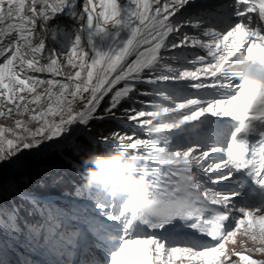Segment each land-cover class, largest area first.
<instances>
[{"label": "snow or ice", "instance_id": "6c2138e0", "mask_svg": "<svg viewBox=\"0 0 264 264\" xmlns=\"http://www.w3.org/2000/svg\"><path fill=\"white\" fill-rule=\"evenodd\" d=\"M195 7V0H0V117H21L14 127L0 126V169L21 170L28 157L65 148L88 156L94 150L79 137L88 145L111 137L128 153L147 149L133 154L142 157L138 175L152 198L177 200L183 181L192 183L191 207L160 221L143 215L134 194L118 202L92 188L96 208L112 222L90 225L110 264H264L253 258L264 257V79L232 71L241 65L264 71V0H229L205 12ZM61 16L74 22L70 29L50 24ZM49 37L58 47L46 44ZM226 47L231 52L222 59ZM76 100L83 102L79 111ZM125 102L131 106L120 115L115 110ZM125 118L149 138L91 133L93 121L127 126ZM61 227L49 211L45 224L32 229L36 245L70 255L78 233ZM239 234L257 246L230 250Z\"/></svg>", "mask_w": 264, "mask_h": 264}, {"label": "rangeland", "instance_id": "374dc122", "mask_svg": "<svg viewBox=\"0 0 264 264\" xmlns=\"http://www.w3.org/2000/svg\"><path fill=\"white\" fill-rule=\"evenodd\" d=\"M196 2L199 1H204V0H195ZM212 1V0H208ZM118 3H126V0H118ZM99 10V9H98ZM195 11L198 10V5L194 9ZM73 21L71 18L68 17H59L56 20H53L50 22L52 25L59 24L63 26L65 29H70L73 26ZM185 31L189 33H195V30L192 28H187ZM41 38V33L37 32L36 36L33 39L34 44L39 43V39ZM46 44L52 47H58V45L53 42L50 37L46 41ZM186 52L196 55V54H204V50L200 49L199 47L192 48L188 47L185 49ZM65 73L72 71L74 72L75 70H72L70 68L64 69ZM30 75L38 76L39 78H52L50 74L48 73H29ZM56 79L59 80H64L65 76H58L55 77ZM148 86V85H147ZM150 87V86H149ZM149 89V88H148ZM37 91L43 92V87L38 88ZM195 91V90H191ZM87 96V94H85ZM149 97V101L153 99L151 96H145ZM138 100L144 101L142 98H138ZM131 105L128 104L127 107H130ZM8 106H5V109H7ZM83 107V102L80 100H76L74 102V109L77 111L78 108ZM135 107L139 110L140 108H145L146 110L148 109V105L146 104H139L136 103ZM21 118L16 115H13L12 117H0V126L3 127H14L15 126V120ZM23 119L27 120V116L22 117ZM227 119V118H226ZM112 120H108V122H111ZM128 121V120H127ZM106 125L105 127H108ZM31 127H36L35 124H32ZM35 151V150H33ZM147 149L143 147L142 152L145 153ZM40 155V154H39ZM38 155L35 156H30L27 158V163H29L33 158H36ZM155 166V165H153ZM164 169H166L167 166H159ZM25 168L21 170H11L9 167L5 166L2 169H0V189L2 190L3 194L0 193V225L2 228H5V231L0 229V264H29L31 262H41L44 263L47 259V254L45 250L42 247H39L35 243L36 236H34L32 229L26 227V230L28 231L29 236L31 237L32 241L26 244H22L18 242L19 236H20V230L17 228V224L19 222V217L23 216V213L20 211L22 210L23 203L18 204L21 200L19 199L17 203H14L15 198H16V193L22 194V196H29L32 200H39L42 205L50 207L54 211V215L59 216L62 223L61 231L64 233L66 231H69L71 229V226L74 225L73 222L76 220H79L80 223L84 224L87 226L86 230L92 235L91 231V223H87V217L91 214V216L96 219V220H104L106 223L111 224L112 222L106 221V217L102 216L101 210L96 208V202H97V196L95 195V200H87L86 198H81L80 196L76 197L75 195H82V196H87V193L81 194L80 192L88 188L86 185H83L81 187H78L76 189L77 192H70L69 198L66 201V205L68 204H75V205H80L82 208L83 214H85V220L82 219V215H68L65 211L57 208L58 206V201L56 200V197L59 196L57 194H49L48 191L43 192V190L47 188H43L45 186L53 185V182L56 180L53 178H40L39 182H37L38 187L33 188L36 191H26L22 192L17 189V186L15 183L17 182H25L27 181V175L23 174L22 172L24 171ZM13 174H18V178L16 180H12ZM61 182H59L60 184ZM92 189V188H89ZM102 191V190H101ZM104 192V191H102ZM105 195H108L106 192H104ZM21 196V198H22ZM67 196H64L66 198ZM8 199V200H7ZM120 197H117V201L119 202ZM33 205H36L37 201H33ZM13 203V204H11ZM35 211L39 213V208L35 206ZM46 218V217H45ZM47 219V218H46ZM45 219V220H46ZM43 220V218H42ZM180 222V221H175V223ZM41 224V223H40ZM45 224V223H44ZM14 226V227H13ZM146 227V226H143ZM167 227L171 228V225H168ZM84 229V228H83ZM151 230V229H149ZM191 230V229H189ZM155 231H161V230H155ZM192 232V230H191ZM36 235H39L41 240L43 239L42 235L37 233ZM140 238V237H137ZM205 240H208L210 238L207 237H202ZM23 239L28 240V238H25L23 236ZM237 243L235 245L229 243L228 248L230 250H237V251H244L246 248H254L257 245H255L250 239L247 237L243 236L242 234H239L236 237ZM214 243V242H213ZM23 245V246H22ZM120 246V245H119ZM118 246V247H119ZM118 247L116 250H118ZM98 253V252H97ZM254 259H261L264 257H260L259 255H254ZM110 264V262H109ZM174 264H189L188 261H175ZM194 264V262H193Z\"/></svg>", "mask_w": 264, "mask_h": 264}, {"label": "trees", "instance_id": "16d2710c", "mask_svg": "<svg viewBox=\"0 0 264 264\" xmlns=\"http://www.w3.org/2000/svg\"><path fill=\"white\" fill-rule=\"evenodd\" d=\"M119 87V86H118ZM145 90H148L150 88L147 85L140 86ZM105 97V100L101 102V108L98 109V112H102L104 108L108 106V100L110 98ZM138 98H142L144 101H149V97L145 96H139ZM128 102L123 103L120 108H118L117 113L120 115H124L122 112L123 108H127ZM108 127H105L108 125ZM122 126L121 123L116 121L108 122V120L104 122H97L93 121L91 122V133L94 136H100V135H109L111 132H120V133H127L128 135H132L134 138H140V139H148V133L141 128H139L135 122L132 121H123ZM79 143H83L86 146L92 148L94 151L93 153L98 154H104L107 155L110 152L119 150L120 143L118 140L112 139L109 137L108 144H95L93 142L92 145H88V141L84 140L83 137L78 138ZM125 145L130 143V141H124ZM143 146H141L138 150H129V154H133L134 152H138L139 154H144L142 152ZM78 154H74V152L68 148H65L63 153H56V152H50L46 154H40L36 158H33L29 163H27L23 174L27 175V181L25 182H17L15 185L17 186V189L22 192L26 191H36L33 188H37L40 178L46 179V178H53L56 181L53 182V185L45 186L43 188H47L43 190V192L48 191L49 194H57L59 197H61V200L58 201V207L59 209L65 211L68 215H78L81 213V207L79 205L75 204H68L66 205V201L69 198L70 192L74 191L77 192L76 189L78 187H81L83 185H86V178H87V171L88 167H91L89 165L88 167H85L83 164V158H85L87 155H85L83 152H80L77 150ZM18 174H13L12 180H16L18 178ZM59 182H61L59 184ZM0 193L3 194L2 190L0 189ZM81 194L87 193V196H82L80 194L75 195L76 197L80 196L81 198H86L87 200H95V195L93 193L92 189L85 188L81 192ZM22 194L16 193V198L14 203H17L20 199L21 201L18 203H23L20 205L22 210L20 211L23 213V216L19 217V222L17 224V228L20 230V236L18 237L20 243L28 245L29 242L32 241L31 237L28 234V229L26 230V227L31 229L34 226L37 225H44L45 219L48 216L49 211L54 214V211L48 207V205L44 206L41 204L39 200H32L29 197H23L21 198ZM64 196H67L64 198ZM8 200V199H7ZM33 201H37L36 205H33ZM13 204V203H11ZM35 206L39 208V213L35 211ZM46 217V218H45ZM43 218V220H42ZM62 220V219H60ZM41 223V224H40ZM0 229L5 231V228H2L0 225ZM32 232V231H31ZM23 236L25 238H28V240L23 239ZM23 246V245H22ZM29 247V245H28ZM30 248V247H29Z\"/></svg>", "mask_w": 264, "mask_h": 264}, {"label": "clouds", "instance_id": "9594fccd", "mask_svg": "<svg viewBox=\"0 0 264 264\" xmlns=\"http://www.w3.org/2000/svg\"><path fill=\"white\" fill-rule=\"evenodd\" d=\"M230 52L231 48L226 47L222 59L226 58ZM232 71L251 79H264V71H257L248 65L238 66ZM141 162L140 155L129 154L121 149L107 155L92 153L83 158L85 167L91 165L87 171L86 186L99 188L114 197L134 194L143 215L157 221L191 207L189 196L193 194V186L186 179L181 184L182 194L177 200L164 202L159 197L152 198L149 195L147 181L138 175Z\"/></svg>", "mask_w": 264, "mask_h": 264}, {"label": "bare ground", "instance_id": "6f19581e", "mask_svg": "<svg viewBox=\"0 0 264 264\" xmlns=\"http://www.w3.org/2000/svg\"><path fill=\"white\" fill-rule=\"evenodd\" d=\"M191 34V33H189ZM192 35H198V32H196L195 34H192ZM204 53L206 54V50H204Z\"/></svg>", "mask_w": 264, "mask_h": 264}]
</instances>
